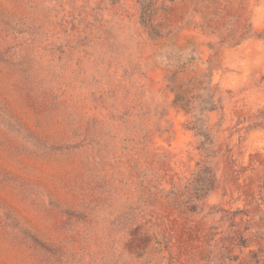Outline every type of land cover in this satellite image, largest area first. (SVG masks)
Returning a JSON list of instances; mask_svg holds the SVG:
<instances>
[{
	"label": "rangeland",
	"instance_id": "rangeland-1",
	"mask_svg": "<svg viewBox=\"0 0 264 264\" xmlns=\"http://www.w3.org/2000/svg\"><path fill=\"white\" fill-rule=\"evenodd\" d=\"M139 1L0 0V264H264V0Z\"/></svg>",
	"mask_w": 264,
	"mask_h": 264
},
{
	"label": "trees",
	"instance_id": "trees-1",
	"mask_svg": "<svg viewBox=\"0 0 264 264\" xmlns=\"http://www.w3.org/2000/svg\"><path fill=\"white\" fill-rule=\"evenodd\" d=\"M139 3H140L142 14L145 15V14L149 13L148 11L151 9V7H148L150 0H140ZM200 108L202 110V106ZM205 169H207V168H205ZM200 171L202 172L203 168ZM205 175H206V171H203V173H201V175H197V176H202V178L199 177L198 179H196V181L194 183L193 191H194V194H196V195L198 194L197 196H202V195L206 194L208 190L211 189V186H212L211 179H213V178H211L209 180L208 179L209 177H206ZM205 179H206V181H205Z\"/></svg>",
	"mask_w": 264,
	"mask_h": 264
}]
</instances>
